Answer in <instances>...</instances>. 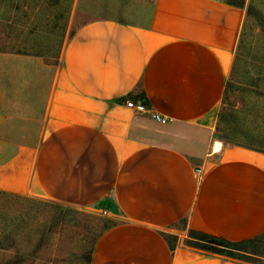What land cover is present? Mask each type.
I'll return each mask as SVG.
<instances>
[{
	"label": "crops",
	"instance_id": "crops-1",
	"mask_svg": "<svg viewBox=\"0 0 264 264\" xmlns=\"http://www.w3.org/2000/svg\"><path fill=\"white\" fill-rule=\"evenodd\" d=\"M126 13L81 24L56 63L0 52V188L119 220L90 264H251L186 243L187 229L264 233V152L214 137L248 12L142 0ZM141 92L167 124L127 105Z\"/></svg>",
	"mask_w": 264,
	"mask_h": 264
},
{
	"label": "rangeland",
	"instance_id": "rangeland-1",
	"mask_svg": "<svg viewBox=\"0 0 264 264\" xmlns=\"http://www.w3.org/2000/svg\"><path fill=\"white\" fill-rule=\"evenodd\" d=\"M141 1L0 0V52L56 63L81 24L99 17L126 19L128 8ZM245 2L264 17V0ZM215 115V138L264 152V20L257 16L248 14ZM195 141L197 149L204 147L202 139ZM185 220L174 225L182 229ZM118 222L102 208L0 188V264H90L88 255L100 237Z\"/></svg>",
	"mask_w": 264,
	"mask_h": 264
},
{
	"label": "trees",
	"instance_id": "trees-1",
	"mask_svg": "<svg viewBox=\"0 0 264 264\" xmlns=\"http://www.w3.org/2000/svg\"><path fill=\"white\" fill-rule=\"evenodd\" d=\"M228 3L239 8H245L249 15L257 16L260 21L264 20V17L255 7L246 5L245 0H228ZM138 98L144 104L146 103L144 92H141ZM220 141L227 146H243L249 149H254L239 145L238 143H231L223 138H220ZM168 242H170L171 246V241L169 239ZM186 243L206 254L220 255L244 263L264 264V233L248 239L229 240L214 234L187 229ZM92 253L88 255V262H91Z\"/></svg>",
	"mask_w": 264,
	"mask_h": 264
},
{
	"label": "built area",
	"instance_id": "built-area-1",
	"mask_svg": "<svg viewBox=\"0 0 264 264\" xmlns=\"http://www.w3.org/2000/svg\"><path fill=\"white\" fill-rule=\"evenodd\" d=\"M126 103L129 107L133 108L137 113H141L144 111L152 112L153 118L162 124H167L170 120L168 117H165L164 115L158 112H153L150 109L146 110L145 107L141 103H135L131 100H128Z\"/></svg>",
	"mask_w": 264,
	"mask_h": 264
},
{
	"label": "bare ground",
	"instance_id": "bare-ground-1",
	"mask_svg": "<svg viewBox=\"0 0 264 264\" xmlns=\"http://www.w3.org/2000/svg\"><path fill=\"white\" fill-rule=\"evenodd\" d=\"M220 146H221V142L220 141H217L215 150H219Z\"/></svg>",
	"mask_w": 264,
	"mask_h": 264
}]
</instances>
